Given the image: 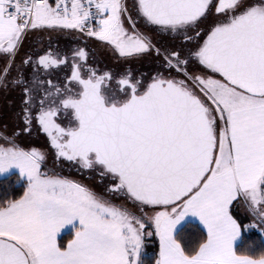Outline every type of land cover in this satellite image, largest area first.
Instances as JSON below:
<instances>
[{
	"label": "snow or ice",
	"instance_id": "obj_1",
	"mask_svg": "<svg viewBox=\"0 0 264 264\" xmlns=\"http://www.w3.org/2000/svg\"><path fill=\"white\" fill-rule=\"evenodd\" d=\"M0 91V264H264V0H0Z\"/></svg>",
	"mask_w": 264,
	"mask_h": 264
},
{
	"label": "flooded vegetation",
	"instance_id": "obj_2",
	"mask_svg": "<svg viewBox=\"0 0 264 264\" xmlns=\"http://www.w3.org/2000/svg\"><path fill=\"white\" fill-rule=\"evenodd\" d=\"M78 37L68 34H52L51 37L46 34H35L30 38V43L39 50L43 46H46L49 42L56 44L59 43L62 47H74ZM88 47L91 51L92 58L102 66H107L115 70L123 69V64H117L115 59L110 57L109 50L97 44L95 40H91L88 43ZM136 71H150V62H136L131 65ZM19 94L16 92L0 91V124L7 123L12 125L17 122L16 114L19 109ZM37 142L43 143L39 138H35ZM97 180L93 177L92 180Z\"/></svg>",
	"mask_w": 264,
	"mask_h": 264
},
{
	"label": "rangeland",
	"instance_id": "obj_3",
	"mask_svg": "<svg viewBox=\"0 0 264 264\" xmlns=\"http://www.w3.org/2000/svg\"><path fill=\"white\" fill-rule=\"evenodd\" d=\"M36 34H41V33H36ZM44 34H46V33H44ZM96 42H97L98 45H100V46L106 48L107 50H109L110 57L114 59V57L112 56V53H111V51H110V49L108 47H106L103 43H101L99 41H96ZM86 182L94 183V182H96V179L92 180V181H86Z\"/></svg>",
	"mask_w": 264,
	"mask_h": 264
},
{
	"label": "trees",
	"instance_id": "obj_4",
	"mask_svg": "<svg viewBox=\"0 0 264 264\" xmlns=\"http://www.w3.org/2000/svg\"><path fill=\"white\" fill-rule=\"evenodd\" d=\"M254 239L256 240V242H258V241H259V238H258V237H255Z\"/></svg>",
	"mask_w": 264,
	"mask_h": 264
}]
</instances>
